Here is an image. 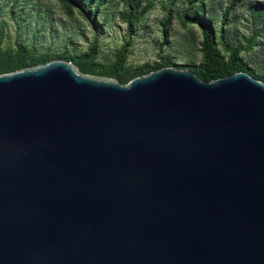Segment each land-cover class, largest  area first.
<instances>
[{"label":"water","instance_id":"obj_1","mask_svg":"<svg viewBox=\"0 0 264 264\" xmlns=\"http://www.w3.org/2000/svg\"><path fill=\"white\" fill-rule=\"evenodd\" d=\"M0 264H264V80L1 73Z\"/></svg>","mask_w":264,"mask_h":264},{"label":"rangeland","instance_id":"obj_2","mask_svg":"<svg viewBox=\"0 0 264 264\" xmlns=\"http://www.w3.org/2000/svg\"><path fill=\"white\" fill-rule=\"evenodd\" d=\"M196 1L194 5L204 1V14L219 33L221 16L234 0ZM140 2L137 12L140 17L130 30L126 18L133 8L128 6L129 0H103L94 23L77 7L69 11L59 0H0V52L9 54L23 48L35 54L78 55L96 42L97 60L110 65L122 55L124 43L131 39L125 60L128 69L162 61L166 56L178 67L202 60V29L185 22L180 14L189 7L188 0ZM95 4L91 7H96ZM254 6L262 9L261 15ZM189 12L193 16L196 11L189 9ZM228 18L225 38L240 45L244 60L264 74V0H237ZM253 36L254 43L250 44ZM220 46L226 54L224 45Z\"/></svg>","mask_w":264,"mask_h":264},{"label":"trees","instance_id":"obj_3","mask_svg":"<svg viewBox=\"0 0 264 264\" xmlns=\"http://www.w3.org/2000/svg\"><path fill=\"white\" fill-rule=\"evenodd\" d=\"M65 7L70 11L73 7H77L85 18L92 23L95 22L94 17L99 7L103 3V0H59ZM141 0H129V7L133 8V11L129 10L128 26L131 30L133 24H136L138 8ZM189 7L183 9L180 14L184 17L185 22L195 23L202 29V40H201V52L203 54L202 60L199 63H193L189 65L180 66L182 68H188L193 70L200 78L205 81H210L223 77L229 74H233L237 71H246L251 73L253 76L264 80V74L258 73L256 69L249 65L242 56V47L235 45L225 38L224 25L227 24L228 15L233 8L234 2L227 6L221 16L222 27L219 33H216L215 28L211 24L210 19L208 20L205 16V5L202 1L199 5L195 3V0H188ZM197 0L196 2H198ZM96 3V4H95ZM96 7H91L93 5ZM194 6V7H193ZM189 9H194L196 12L193 16L190 14ZM253 9H258V15H261L262 9L254 6ZM202 13L201 16L198 14ZM256 35V34H255ZM254 36L250 39V44L254 43ZM132 40L128 39L122 49L121 56L110 65H105L97 60L98 44L95 42L88 51L78 54L71 55L66 53L53 54L45 52L42 54H35L33 51L27 49L18 48L15 52L9 54H3L0 52V74L14 71L23 67L43 63L55 58H62L73 61L81 71L106 75L119 79L122 83H127L129 80L141 74L148 73L152 70L159 69L164 66L174 65L173 59L170 56L163 57L162 61L146 62L140 66L128 69L125 66L126 55L128 53V47L131 45ZM220 44L224 45L226 54L222 53Z\"/></svg>","mask_w":264,"mask_h":264}]
</instances>
